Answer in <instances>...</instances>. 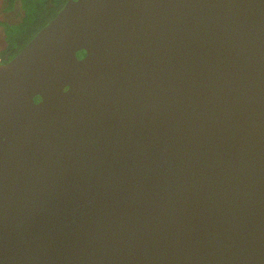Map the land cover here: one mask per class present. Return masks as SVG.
I'll list each match as a JSON object with an SVG mask.
<instances>
[{"label": "water", "instance_id": "1", "mask_svg": "<svg viewBox=\"0 0 264 264\" xmlns=\"http://www.w3.org/2000/svg\"><path fill=\"white\" fill-rule=\"evenodd\" d=\"M0 264H264V0H66L0 62Z\"/></svg>", "mask_w": 264, "mask_h": 264}, {"label": "trees", "instance_id": "2", "mask_svg": "<svg viewBox=\"0 0 264 264\" xmlns=\"http://www.w3.org/2000/svg\"><path fill=\"white\" fill-rule=\"evenodd\" d=\"M66 0H6V9L19 3L22 16L16 23L0 21L4 27L6 46L0 50L1 62H6L63 6Z\"/></svg>", "mask_w": 264, "mask_h": 264}, {"label": "rangeland", "instance_id": "3", "mask_svg": "<svg viewBox=\"0 0 264 264\" xmlns=\"http://www.w3.org/2000/svg\"><path fill=\"white\" fill-rule=\"evenodd\" d=\"M6 4V0H0V21L8 23L18 22L22 16L19 3H16L11 9H6ZM4 34V27L0 22V50L6 46Z\"/></svg>", "mask_w": 264, "mask_h": 264}, {"label": "flooded vegetation", "instance_id": "4", "mask_svg": "<svg viewBox=\"0 0 264 264\" xmlns=\"http://www.w3.org/2000/svg\"><path fill=\"white\" fill-rule=\"evenodd\" d=\"M0 62H1V58H0Z\"/></svg>", "mask_w": 264, "mask_h": 264}]
</instances>
